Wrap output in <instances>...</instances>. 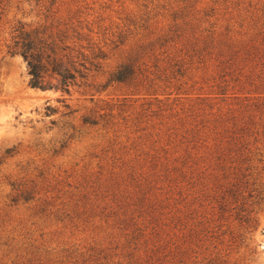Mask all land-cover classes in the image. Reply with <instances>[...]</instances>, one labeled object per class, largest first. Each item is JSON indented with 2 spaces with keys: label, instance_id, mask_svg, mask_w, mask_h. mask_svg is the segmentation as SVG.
I'll use <instances>...</instances> for the list:
<instances>
[{
  "label": "rangeland",
  "instance_id": "1",
  "mask_svg": "<svg viewBox=\"0 0 264 264\" xmlns=\"http://www.w3.org/2000/svg\"><path fill=\"white\" fill-rule=\"evenodd\" d=\"M17 22L87 77L32 87ZM0 159V264H264V0H0Z\"/></svg>",
  "mask_w": 264,
  "mask_h": 264
},
{
  "label": "trees",
  "instance_id": "2",
  "mask_svg": "<svg viewBox=\"0 0 264 264\" xmlns=\"http://www.w3.org/2000/svg\"><path fill=\"white\" fill-rule=\"evenodd\" d=\"M68 37L65 31L57 28L29 27L17 22L12 27L8 51L24 59L32 87L69 93L71 87L78 86L79 81L87 77L88 61L85 54L68 43ZM134 72L131 65L121 64L110 74V80L126 82L133 78ZM46 77L54 79L53 83Z\"/></svg>",
  "mask_w": 264,
  "mask_h": 264
}]
</instances>
